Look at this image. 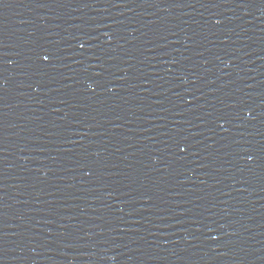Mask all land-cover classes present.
I'll return each instance as SVG.
<instances>
[{
  "label": "water",
  "instance_id": "obj_1",
  "mask_svg": "<svg viewBox=\"0 0 264 264\" xmlns=\"http://www.w3.org/2000/svg\"><path fill=\"white\" fill-rule=\"evenodd\" d=\"M0 264H264V0H0Z\"/></svg>",
  "mask_w": 264,
  "mask_h": 264
}]
</instances>
